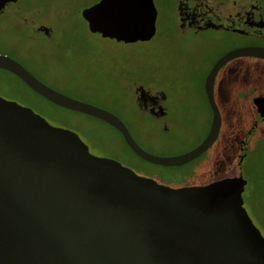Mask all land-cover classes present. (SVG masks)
Wrapping results in <instances>:
<instances>
[{"label":"water","instance_id":"95a60500","mask_svg":"<svg viewBox=\"0 0 264 264\" xmlns=\"http://www.w3.org/2000/svg\"><path fill=\"white\" fill-rule=\"evenodd\" d=\"M81 14L90 31L118 41L154 32L151 0H98ZM243 53L264 50L237 47L213 62L203 81L208 129L174 155L146 151L115 113L49 86L7 53L0 68L48 101L107 122L140 158L179 165L214 141V73ZM226 173L199 184L158 182L91 153L74 131L0 95V264H264V237L241 204V179Z\"/></svg>","mask_w":264,"mask_h":264},{"label":"rangeland","instance_id":"374dc122","mask_svg":"<svg viewBox=\"0 0 264 264\" xmlns=\"http://www.w3.org/2000/svg\"><path fill=\"white\" fill-rule=\"evenodd\" d=\"M54 27L67 26L75 39L54 36L36 46L24 37L15 20L2 21L0 53L28 63L43 80L72 97L104 107L120 116L135 141L156 155H174L196 145L205 135L210 112L201 90L203 78L192 71L198 44L176 36L118 41L90 31L78 10L79 0H38ZM34 60V62H33ZM152 86L167 94L165 104L174 122L162 129L136 106L133 87ZM0 95L29 106L50 124L74 131L91 153L112 157L135 173L171 186L210 181L233 150L235 125L223 122L204 151L179 165H162L140 158L124 143L117 130L92 115L65 108L31 90L15 74L0 68ZM224 97L223 94H218ZM217 96V95H216ZM223 114V111H222ZM234 136V137H233ZM262 155V154H261ZM254 182L257 202L242 203L264 235V163L258 164ZM222 174V173H221Z\"/></svg>","mask_w":264,"mask_h":264},{"label":"flooded vegetation","instance_id":"af4514ba","mask_svg":"<svg viewBox=\"0 0 264 264\" xmlns=\"http://www.w3.org/2000/svg\"><path fill=\"white\" fill-rule=\"evenodd\" d=\"M96 1L79 0L77 3L76 10L86 25L81 10ZM151 4L154 32L149 38L173 35L183 39L184 43L198 44L199 51L194 57L197 69L192 72L203 78L201 90L204 96V77L220 55L237 47L264 50V0H151ZM148 8L152 10L151 5ZM49 9L41 6L38 0H10L5 2L0 14H6L2 21L15 20L24 37L36 46H41L44 39H50L53 31L61 40L75 39L70 27L58 25L60 16L56 17L54 27L46 21ZM12 57L43 81L28 63ZM139 85L133 87L136 106L152 122L167 129L169 121L174 122L164 103L167 94L157 87ZM212 90L220 113V126L229 121L237 125L234 128L236 136H233L236 144L218 175L211 180L219 178L223 172L230 176L238 174L242 182L241 204L248 199L257 202L254 182L259 175L258 164L264 163V55L243 53L224 60L214 73ZM205 100L207 102L206 96ZM209 112L211 117L210 107Z\"/></svg>","mask_w":264,"mask_h":264}]
</instances>
